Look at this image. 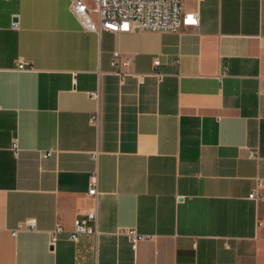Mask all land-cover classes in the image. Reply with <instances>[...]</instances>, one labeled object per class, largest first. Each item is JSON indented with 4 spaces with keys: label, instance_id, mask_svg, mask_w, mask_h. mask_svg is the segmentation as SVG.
Returning <instances> with one entry per match:
<instances>
[{
    "label": "crops",
    "instance_id": "1",
    "mask_svg": "<svg viewBox=\"0 0 264 264\" xmlns=\"http://www.w3.org/2000/svg\"><path fill=\"white\" fill-rule=\"evenodd\" d=\"M181 5L196 29L98 36L68 0H0V264H264V0ZM95 171L100 235L73 243Z\"/></svg>",
    "mask_w": 264,
    "mask_h": 264
},
{
    "label": "built area",
    "instance_id": "2",
    "mask_svg": "<svg viewBox=\"0 0 264 264\" xmlns=\"http://www.w3.org/2000/svg\"><path fill=\"white\" fill-rule=\"evenodd\" d=\"M69 9L72 15L85 31L96 33L98 36L102 31L110 33H133L138 31H150L157 33H177L183 29H196L199 25L198 13L196 11L185 12L182 9L181 0H68ZM14 27L17 23L13 24ZM131 60L121 53L114 51L111 54L110 67L111 74L119 80L121 84L126 78L140 76L131 70ZM159 59L153 60V66H159ZM29 67L22 61H17L16 71H28ZM2 70H0V73ZM100 75V72H98ZM158 79L162 75L152 73ZM90 100L98 103L100 99L99 89L87 93ZM90 124L96 126L99 122V115L96 112L89 118ZM10 151L14 158L20 153L17 137L10 143ZM52 155V151L39 152V158L45 159ZM97 153L93 154L96 159ZM263 183L262 179H256L255 189L248 196L256 202H264V195L257 189ZM97 172L91 173L87 196L94 202L93 210L89 211L84 218L76 219L73 229L67 235L70 242L76 243L80 236H92L97 238L100 232L97 228ZM36 223L33 219H26L19 222L16 228L11 231L15 235L21 231H34ZM62 232L58 225L50 234V247L53 248L57 241V235ZM118 233L127 236L132 248L135 249L137 243L146 239L147 236L139 234L135 229H119Z\"/></svg>",
    "mask_w": 264,
    "mask_h": 264
}]
</instances>
